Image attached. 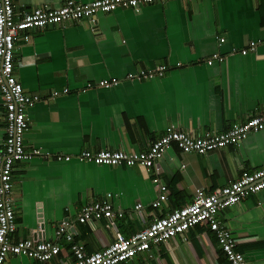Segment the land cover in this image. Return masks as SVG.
Returning a JSON list of instances; mask_svg holds the SVG:
<instances>
[{"label": "crops", "instance_id": "1", "mask_svg": "<svg viewBox=\"0 0 264 264\" xmlns=\"http://www.w3.org/2000/svg\"><path fill=\"white\" fill-rule=\"evenodd\" d=\"M63 3L15 0V7L21 12ZM30 34V40L17 41L14 72L26 92L42 97L26 111V150L39 154L14 165V239L52 240L61 252L49 262L19 255L5 264H71L70 242L57 233L63 221H73L76 241L86 252H96L113 243L118 232L131 235L191 203L198 188L213 191L264 166V130L206 154L184 153L172 145L153 168L96 165L77 158L83 150H146L168 126L201 136L264 112V43L245 55L233 52L251 40H264V0L120 6L99 12L94 22H64ZM216 52L224 60L209 65ZM161 65L168 66L162 77L127 78L140 68ZM109 78L122 81L111 88L98 86ZM54 91L59 94L52 96ZM5 122L0 89V149ZM161 185L167 186L168 199L153 208ZM97 201H110L124 216H115L111 226L106 219L78 222L82 208ZM139 202L142 214L135 207ZM220 219L248 262L264 264V190L223 209ZM152 251V258L144 252L122 264H230L207 224Z\"/></svg>", "mask_w": 264, "mask_h": 264}, {"label": "built area", "instance_id": "2", "mask_svg": "<svg viewBox=\"0 0 264 264\" xmlns=\"http://www.w3.org/2000/svg\"><path fill=\"white\" fill-rule=\"evenodd\" d=\"M166 0H93L80 2L64 0L59 7H35L21 12L16 11L15 0H0V89L5 108V141L0 149V264H5L10 256H27L38 262H49L61 252L59 243L52 240L33 238L14 239L17 230L15 199L13 197L14 165L16 162L31 159L38 151H27L25 133L30 122L27 109L42 100L41 95L26 92L22 82L15 74V52L19 38L28 41L33 29L59 25L64 22L88 19L92 22L99 12H110L122 6L137 9L145 4H155ZM224 43L225 38H219ZM264 40H251L248 46L233 52L248 54L255 51ZM224 56L214 53L207 61L212 65ZM178 65H181L180 63ZM167 65L148 70L140 68L127 75L128 79H151L164 76ZM118 78L102 79L98 86L111 88L120 84ZM65 89L64 92H68ZM54 91L52 96L58 95ZM264 130V112L250 117L242 123L233 124L220 132L207 131L201 136L192 135L173 126H168L162 136L154 140L148 149L138 152L124 150H83L77 158L96 165L134 166L153 168L166 150L177 145L184 153L206 154L210 151L237 145L250 134ZM67 160L71 156L66 157ZM159 182L158 179L155 180ZM264 190V166L253 172L244 173L231 184L207 191L198 188L194 200L174 209L164 216L157 217L149 226L131 235L121 232L116 240L96 252H86L75 238L73 221H63L58 234L64 236L71 245L74 261L71 264H122L132 260L137 254L147 253L154 256L152 247L179 235H184L192 227L207 224L216 235L230 264H250L244 254L237 249V240L232 231L220 219V212L234 204L242 202L252 194ZM168 199L167 186L161 185V194L153 202V208H160ZM137 211L142 214L144 206L138 203ZM115 216L123 217L122 211H115L110 201H97L86 204L79 213L80 223L106 219L108 226L114 224Z\"/></svg>", "mask_w": 264, "mask_h": 264}]
</instances>
